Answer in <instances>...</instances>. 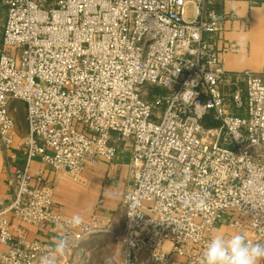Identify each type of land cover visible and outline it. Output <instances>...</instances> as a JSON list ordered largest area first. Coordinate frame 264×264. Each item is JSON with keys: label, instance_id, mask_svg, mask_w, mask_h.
I'll return each instance as SVG.
<instances>
[{"label": "built area", "instance_id": "1", "mask_svg": "<svg viewBox=\"0 0 264 264\" xmlns=\"http://www.w3.org/2000/svg\"><path fill=\"white\" fill-rule=\"evenodd\" d=\"M2 1L0 150L15 144L11 100L24 103L26 134L24 165L8 166L13 197L0 202V264H73L99 232L118 244V264H200L223 214L264 243V72L224 69L233 45L216 0ZM122 138L131 185L120 229L54 211L56 187L31 163L76 179L112 161ZM8 215L51 224L57 244L28 239Z\"/></svg>", "mask_w": 264, "mask_h": 264}, {"label": "crops", "instance_id": "2", "mask_svg": "<svg viewBox=\"0 0 264 264\" xmlns=\"http://www.w3.org/2000/svg\"><path fill=\"white\" fill-rule=\"evenodd\" d=\"M218 4L219 13L223 16L222 40L233 45L231 51L221 56L224 69L264 72V0H218ZM2 6L5 8L4 26L6 7L4 4ZM25 134L26 129L23 135ZM20 140L18 131L13 149L0 150V202L8 203L14 194L13 178L8 172V166L24 165L25 150L18 145ZM116 147L117 152L112 161L99 158L94 163H88L76 179L63 171L54 172L38 158L31 163L33 174L41 170L49 185L56 187L53 195L54 211L74 219L97 218L106 228L114 231L120 229L124 220L121 198L131 185L129 177L131 139L122 138ZM12 153L14 158L10 157ZM8 218L11 228L17 232H24L28 239L57 244L58 234L50 229L51 224L24 225L11 215H8ZM229 222V216L223 214L215 224L213 233L227 239L234 234H240ZM261 264H264V261H261Z\"/></svg>", "mask_w": 264, "mask_h": 264}, {"label": "rangeland", "instance_id": "3", "mask_svg": "<svg viewBox=\"0 0 264 264\" xmlns=\"http://www.w3.org/2000/svg\"><path fill=\"white\" fill-rule=\"evenodd\" d=\"M0 0V39L3 27L5 8ZM3 47L0 46V52ZM17 125V135L19 131L20 139L26 129L24 103L20 100H11L8 105ZM120 259V249L115 239L109 232H99L90 235L80 242L74 252L73 264H118Z\"/></svg>", "mask_w": 264, "mask_h": 264}, {"label": "clouds", "instance_id": "4", "mask_svg": "<svg viewBox=\"0 0 264 264\" xmlns=\"http://www.w3.org/2000/svg\"><path fill=\"white\" fill-rule=\"evenodd\" d=\"M63 253V244L57 245ZM264 261V243L251 242L242 234H234L227 241L220 235L207 244L200 264H261Z\"/></svg>", "mask_w": 264, "mask_h": 264}, {"label": "trees", "instance_id": "5", "mask_svg": "<svg viewBox=\"0 0 264 264\" xmlns=\"http://www.w3.org/2000/svg\"><path fill=\"white\" fill-rule=\"evenodd\" d=\"M219 4H218V0H216L215 1V8H216V10L217 11H219ZM150 98V97H149ZM148 100H152V99H148ZM206 126H216L217 124H216V122H214V121H210V120H208V121H206Z\"/></svg>", "mask_w": 264, "mask_h": 264}]
</instances>
